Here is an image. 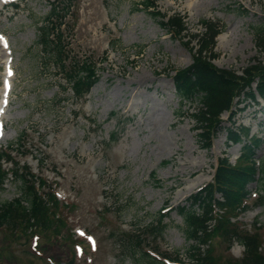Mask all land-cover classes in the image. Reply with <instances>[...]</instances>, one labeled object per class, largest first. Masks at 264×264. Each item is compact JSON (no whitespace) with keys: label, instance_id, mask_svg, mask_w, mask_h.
Masks as SVG:
<instances>
[{"label":"rangeland","instance_id":"374dc122","mask_svg":"<svg viewBox=\"0 0 264 264\" xmlns=\"http://www.w3.org/2000/svg\"><path fill=\"white\" fill-rule=\"evenodd\" d=\"M53 1L0 0V147L11 146L19 166L47 181L60 202L73 204L63 211L67 222L63 236L70 240L46 244L40 240L41 255L32 250L35 238L28 242L23 234L0 231L2 262L65 264L79 237L89 245L86 255L78 251L71 264H135L130 251L119 245L121 233H145L162 213L166 229L157 240L159 250H178L187 262L185 249L191 243L184 237L178 208L188 206V198L211 181L218 158L227 157L234 164L242 145L230 144L222 131L209 149L203 147L192 116L199 104L180 102L171 80L174 69L192 63V53L159 25L167 18L144 11L143 0H76L71 7L64 35L70 58L94 63L98 77L89 93L76 100L36 44L38 28ZM155 4L162 14L184 17L187 31L182 41L193 53L199 37L192 35L201 36L203 21L224 26L216 38V67L241 75L255 59L264 61L253 31L264 27V0ZM257 101L236 99L234 110H242L234 121L263 140L256 155L261 157L264 99ZM227 118L223 114L225 126ZM111 136L116 143L109 144ZM19 185L9 175L0 204L19 197ZM258 189L255 183L249 185L251 208L238 218L246 228L255 220L264 225V206L252 205ZM144 238L151 243L154 236L146 233ZM212 247L216 256L227 255L218 240ZM230 254L241 258L243 247L233 245Z\"/></svg>","mask_w":264,"mask_h":264},{"label":"trees","instance_id":"16d2710c","mask_svg":"<svg viewBox=\"0 0 264 264\" xmlns=\"http://www.w3.org/2000/svg\"><path fill=\"white\" fill-rule=\"evenodd\" d=\"M76 0H54L50 11L38 28L36 44L44 56L46 63L54 64L65 83L70 87L76 100L83 99L98 81L96 66L92 62L77 61L70 58V50L64 39L66 31V17ZM156 0H143L141 6L154 18L161 20L159 25L172 38L179 39L182 45L192 53V63L184 69H174L171 76L173 86L180 102L196 101L199 104L192 114L201 132L199 138L205 149L211 147L214 137L224 131L228 142L232 145L240 144L241 152L234 164L227 157L218 158L212 181L188 198V206L178 208L182 217L185 239L191 243L185 249V262L180 252H161L157 240L161 239L166 224L163 223L164 214L143 231L122 232L120 243L130 251L135 264H264V225L257 220L246 228L239 217L251 208L248 200L252 197L249 185L255 183L258 192L252 205L264 206V153L256 157L258 148L263 140L250 135V129L236 126L234 117L238 111L235 100H249L259 104L257 97L264 99V61H257L242 71L236 72L221 69L213 64L217 58L215 52L216 38L223 32L224 26L218 22L203 21L204 32L199 37L198 47L193 48L188 42H183L187 26L184 17L178 13L166 15L156 10ZM257 49L264 53V27L253 28ZM228 114L227 124L222 119ZM19 136L18 141L20 140ZM117 142L111 136L109 144ZM11 146L0 147V191L8 176H13L20 183V196L0 204V231L13 236L25 235L27 241L35 238L32 248L35 253L43 255L39 248V241L49 243L70 240L63 236L67 228L65 209H72L73 204H63L58 200L53 190L49 189L47 181L30 172L29 167L19 166L12 157ZM4 163L11 164L10 169L3 167ZM48 189V191H45ZM261 194H260V193ZM219 196V197H217ZM197 208L196 211L194 208ZM154 236L153 242L145 240L144 234ZM72 238L73 235L71 234ZM214 240L224 246L226 256L214 253ZM243 247L242 257L235 259L230 254L233 245ZM82 242L73 241L70 251V262L76 258L74 247ZM154 245V246H153ZM1 255V251H0ZM39 261L42 256L29 255ZM52 262L51 258H48ZM0 264H4L0 256ZM51 264H57L52 262Z\"/></svg>","mask_w":264,"mask_h":264}]
</instances>
